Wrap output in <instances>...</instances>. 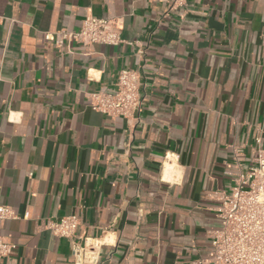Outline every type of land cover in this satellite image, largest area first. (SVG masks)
Masks as SVG:
<instances>
[{"label": "crops", "instance_id": "1", "mask_svg": "<svg viewBox=\"0 0 264 264\" xmlns=\"http://www.w3.org/2000/svg\"><path fill=\"white\" fill-rule=\"evenodd\" d=\"M115 17L117 45L71 42L86 15ZM139 69L140 119L94 110ZM264 147V0H0V264H74L102 239L100 264L205 258L220 228L215 193ZM174 169L166 178V163ZM77 214L73 238L48 218Z\"/></svg>", "mask_w": 264, "mask_h": 264}, {"label": "built area", "instance_id": "2", "mask_svg": "<svg viewBox=\"0 0 264 264\" xmlns=\"http://www.w3.org/2000/svg\"><path fill=\"white\" fill-rule=\"evenodd\" d=\"M170 9L186 5L187 0H166ZM47 41L64 48L71 42L83 45H117L124 41L115 17H98L88 14L78 29L63 28L47 31ZM142 82L139 69H122L116 87L90 93V105L94 110L111 117H124L130 123L140 119L142 111ZM219 201L216 215L220 228L210 234L211 250L207 257L175 264H264V147H259L253 164L247 171H238L229 190L215 193ZM16 217L8 205H0V220ZM81 221L77 214L60 219L48 218L46 228L63 238H73ZM102 239L86 237L84 243L75 242L72 247L74 264H100ZM17 244L0 235V261L9 256Z\"/></svg>", "mask_w": 264, "mask_h": 264}, {"label": "bare ground", "instance_id": "3", "mask_svg": "<svg viewBox=\"0 0 264 264\" xmlns=\"http://www.w3.org/2000/svg\"><path fill=\"white\" fill-rule=\"evenodd\" d=\"M174 162L169 159L166 163V178L169 177V173L171 170H173L175 167H174Z\"/></svg>", "mask_w": 264, "mask_h": 264}]
</instances>
